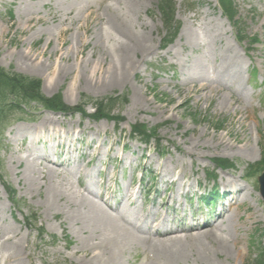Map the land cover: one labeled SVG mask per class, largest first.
Listing matches in <instances>:
<instances>
[{
	"label": "rangeland",
	"instance_id": "rangeland-1",
	"mask_svg": "<svg viewBox=\"0 0 264 264\" xmlns=\"http://www.w3.org/2000/svg\"><path fill=\"white\" fill-rule=\"evenodd\" d=\"M233 1L244 33L259 41L248 54L216 0H175L180 29L164 49L155 0H0V67L41 80L44 96L61 93L69 106L127 99L110 108L123 118L118 126L33 106L4 129L0 175L22 209L0 184V264H163L168 255L169 264L208 255L212 264H254L264 248V204L259 174L246 170L264 148V0ZM121 29L144 49L130 46L124 57ZM138 124L158 128L159 154L153 141L132 138ZM214 158L238 169L212 172ZM207 172L217 189L229 182L234 204L215 226L156 244L154 222L172 219V210L182 216L196 181L197 198L208 192ZM29 213L36 227L24 226ZM108 246L113 254L98 255Z\"/></svg>",
	"mask_w": 264,
	"mask_h": 264
},
{
	"label": "trees",
	"instance_id": "trees-1",
	"mask_svg": "<svg viewBox=\"0 0 264 264\" xmlns=\"http://www.w3.org/2000/svg\"><path fill=\"white\" fill-rule=\"evenodd\" d=\"M223 5L224 12L230 17L234 15V10L231 6L229 0H221ZM158 8L161 13L164 15L168 32H171L172 28V18L171 14L173 11L172 2L170 0H158ZM40 85L37 80L28 78L25 76L7 73L6 71L0 68V133L3 131L4 127L8 124L9 120L12 118L10 115L12 113L24 114L22 105L28 106L32 103L40 104L42 107L53 110V111H62V112H80L85 116V111L83 106L77 108H69L64 106L58 99L54 98H45L40 94ZM118 100L114 98H108L106 100H100L92 102L90 99L84 101L83 105L91 104L96 109V115L93 117L99 118H111L110 117V108ZM134 133L140 137L143 141H147L151 136L155 135V132L148 131L145 126H135ZM218 165L222 168H233V164L226 161L217 160ZM227 163V164H226ZM8 194L11 196L10 199L14 202V192L9 191L6 188ZM28 222V220H27ZM258 264H264V259L261 258Z\"/></svg>",
	"mask_w": 264,
	"mask_h": 264
},
{
	"label": "bare ground",
	"instance_id": "bare-ground-1",
	"mask_svg": "<svg viewBox=\"0 0 264 264\" xmlns=\"http://www.w3.org/2000/svg\"><path fill=\"white\" fill-rule=\"evenodd\" d=\"M119 33L121 34L120 36L124 39V43H122L119 47V52L124 57L127 56L128 51L130 49V46L137 47L140 50L144 49L142 38H139L138 36H135L134 34H129L123 29H121V32H119ZM48 122L51 123L50 121H48ZM34 129L39 130L38 132H42L44 130L42 124H40L37 127H34ZM38 140H39L38 138L34 139L35 142H38ZM46 162H48V161H46ZM191 231H193V230H191ZM174 233L175 232H171L168 236L156 234V244H159L162 246H169L171 244L180 242L181 238H176V234H174ZM201 235H203L205 237L211 236V235H213V231L212 230H206L205 232H201ZM114 252H115L114 248H112L111 246H108L106 249L100 250L98 252V255H100V253L105 254V255H109V254H113ZM170 258H171V255H168L167 258L164 259L163 264H169ZM195 264H212L210 255L206 256L205 258H203L201 260L196 261Z\"/></svg>",
	"mask_w": 264,
	"mask_h": 264
},
{
	"label": "water",
	"instance_id": "water-1",
	"mask_svg": "<svg viewBox=\"0 0 264 264\" xmlns=\"http://www.w3.org/2000/svg\"><path fill=\"white\" fill-rule=\"evenodd\" d=\"M261 184L263 185V186H262V191H263V193H264V178L261 179Z\"/></svg>",
	"mask_w": 264,
	"mask_h": 264
}]
</instances>
